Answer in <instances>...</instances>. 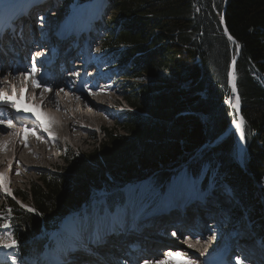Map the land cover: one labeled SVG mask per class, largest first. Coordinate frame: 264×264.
I'll return each mask as SVG.
<instances>
[{
    "label": "trees",
    "instance_id": "trees-1",
    "mask_svg": "<svg viewBox=\"0 0 264 264\" xmlns=\"http://www.w3.org/2000/svg\"><path fill=\"white\" fill-rule=\"evenodd\" d=\"M70 1L76 5L84 0ZM108 2L115 23L101 51L111 54L108 60L115 65H125L122 78L128 82L122 85V98L150 117L128 113L115 128L101 127L106 140L99 150L66 155L65 172L43 173L41 184H32L26 193L16 191L22 201L32 200L33 212L6 197L0 229L10 231L17 245L2 251L20 262L35 260L48 233L66 216L88 207L99 191L108 192L106 205L112 209L123 203L121 189L127 184L152 176L158 186L167 185L172 170L193 162L190 157L202 150L203 161L191 167V174L197 177L205 164L217 166L231 200L250 222L252 238L264 245V88L255 80L257 76L264 83V0ZM222 15L241 47L235 76L245 120L243 169L235 160V134L204 147L235 120L226 81L236 46L224 34ZM168 81L178 85L168 87ZM5 223L10 227L3 228Z\"/></svg>",
    "mask_w": 264,
    "mask_h": 264
},
{
    "label": "rangeland",
    "instance_id": "rangeland-1",
    "mask_svg": "<svg viewBox=\"0 0 264 264\" xmlns=\"http://www.w3.org/2000/svg\"><path fill=\"white\" fill-rule=\"evenodd\" d=\"M16 1L18 2V0ZM19 1L20 3H18V6H21L23 4V1ZM50 4H53V6L57 5L58 8L55 9L56 13H50L51 16L48 18L47 24L55 23L57 25L58 23L56 22L64 18V13H66L71 7H74L70 0H46V3L44 4L45 6L40 11L45 10L48 6L50 7ZM90 6H94L93 8L99 12L105 11V15L101 20H99L97 30L94 32V37L93 39L91 38L93 44L92 51L84 56V59L87 61L90 59V57L92 59V64L90 65L92 66L90 67L91 73H88L90 77L86 82L83 81L80 85L87 97H85L84 95H74L76 101L75 103H77L79 107L75 108L73 107V105H71V107L70 104H68L69 102L71 103L70 100L69 102L66 101L65 97L68 94L67 91L62 88H60V92L58 91V89L50 91V94L53 93V97L62 94L61 96H59L60 98L57 100V104L56 101L53 100L55 102L53 106L47 105L48 103H42L41 101L39 102V97L35 98L34 95L31 96L29 93L27 94L25 99L26 103L29 100V104L27 105L34 104L35 106H38V108L43 109L42 111L40 110L42 114L43 111L45 113L48 112V115L51 113L53 116L50 115V118L48 119L49 121L50 119L52 120L53 117L55 118L50 121V132L52 133L51 136L47 135V133L49 134V132H46L43 135L42 133L40 135H31L30 133H28L26 138V141L28 139L27 146H25L23 140H20L18 143H16V139H13V142L11 143H14V151L10 149L8 155L0 159V169H4L5 165H7V163L9 162L11 163V169L13 168L12 170L10 169L12 180L9 182L11 186L10 190H12V195L14 191L21 193L28 192L32 184H41V182H39V177L43 173L60 174L65 172L66 167H68V163L64 160V157L66 155H70L74 152V154L83 156L97 149L99 150L100 144L106 140V137L101 133L100 128H115L116 124L118 122H121V118L116 116V111L114 109L115 106L117 107L128 105L125 99L122 98L123 94L120 93L122 91V89L120 90V87L124 83L128 82L126 81L127 79L122 78L124 66L117 65L116 68H122V72H118L117 70L115 71L114 66L107 62V60L102 57V54L100 53L102 40L104 39L105 34L110 28V24H114L115 21H113L112 19L113 15L111 8L108 5V0H92ZM46 14H48V12H46ZM36 15L39 16V14ZM75 53V56L77 58H81V56L78 55V51H76ZM96 71H98V73H96ZM177 83L178 82L168 81L166 85L168 87H172L177 86ZM39 93L40 97L47 95V97H49L48 92L40 90ZM57 93H59V95H57ZM49 98L51 99V97ZM89 98L95 103L93 101H89ZM62 99L63 102H61ZM40 103L42 104V106ZM102 106H105L106 108H103ZM76 112H79L81 114L79 118H76L78 116V113ZM83 114H86L88 118L83 119ZM57 118L60 119L57 120ZM55 119L57 120V124H55ZM36 125L38 126V123ZM68 125L70 126L68 127ZM52 127H54V131L51 130ZM81 127H87L89 129H92L93 131L89 132L87 130H83ZM52 136H54L55 138L51 139ZM37 137H39V139H37ZM209 145L207 146L212 147ZM0 152V154L3 156V150H0ZM202 152H204V150H202L199 154L190 157L191 161H193L194 159L193 162L188 161L187 163H182L179 167H175L174 171L170 173L171 175H169L167 185H164L162 187L158 186L156 184V179H153L152 177L150 178V180L137 183V185H128L127 188L125 187L123 190H126V193L129 195V199L131 200V197H133L134 203H132V206L128 204L130 203V200H127V204H125V206L120 210L116 209L115 212H110L109 209H106V206H104V208H101V205L106 204V199L102 197L104 193H106V190H102L99 194L93 196L90 205H88L89 207H86V210L90 208L89 210L92 215L99 214V219L95 218L91 225L88 226L89 221L92 220V215H86L83 213L82 215L75 216L71 220L69 219L66 223L70 224V222H75L78 229L84 227H88L89 229L90 226H93L94 229L95 223L101 225L99 221H107L108 223H110L111 228L114 230L113 233H116V235L114 236V238H116V241L115 239H113L110 243H108L109 240L108 242H106L105 240L103 241L102 238H100L99 242H103L97 244V246L102 247L101 245L103 244L126 246L129 243L145 241V237L149 236H154L152 239L153 242H163L158 237H156V235H152L151 233H148L147 235L146 231L145 233L143 231L147 230L148 232L152 233H160L161 230L166 226L170 227V229L172 230H175L173 227L175 221H179L180 219L191 220V217H196L199 214H201L200 218L205 219L208 215L207 211H212L216 219H223L225 221L224 226L227 230H229V232L231 231V229H234L231 231L232 234H236V237L237 234H239L240 238L246 241L245 246L247 248L249 247L257 255L256 259L261 260V262L259 261V263L261 264L262 261L264 262V245L260 247L258 242H260L261 239L252 238L253 236L251 232H249L250 222L245 218V214H241L242 210L239 209L238 204L231 200L232 198L229 189L222 183L221 178L223 177L218 174L217 166L214 168L212 163L210 165L205 164L201 166L199 169V173L197 174V179L193 177L194 175L191 174V167L193 165H197L195 163H202ZM243 155L244 154H242V156ZM238 160L243 162V157L239 158ZM4 172L6 173L5 169ZM17 172H19L20 175H16ZM189 175L192 176L189 177ZM261 187L262 186H260V188ZM182 196L183 198H181ZM6 197L10 198V196H8L4 191H0V205L2 202L6 204ZM139 199H141L142 203L138 202ZM260 200L262 201V198H260ZM17 202L22 208H25L27 210L28 208L34 209V205L30 198L28 201H22L21 198H18ZM135 205L137 214H130L129 216H127L128 214L125 213V209L127 208V206L129 207L128 209H131ZM169 210H173L174 213L171 216H166V212ZM146 211H150L152 213L151 215L148 212L149 215L144 216L151 220V223L153 225L148 224V227H153L152 229L148 227L141 228V222L139 224V220L136 217L138 214L140 216L142 212L145 213ZM183 213L188 214L182 215ZM96 215H94V217H96ZM126 216L129 217V220H125L127 219ZM133 218L135 219V221L132 222ZM121 221L122 223H120ZM131 224H133L132 226L135 227H132L134 228L133 230L128 229L127 231H123L126 228H130L129 225ZM70 228H74L73 223H71ZM104 229H106V226L104 227ZM92 231H90V233H86L85 231H83L81 236L90 239L91 235L94 234L92 233ZM63 232L64 230L62 231V229L60 228L57 229V231L51 233L48 240L51 237H54L56 244L58 245L54 246L56 247L55 249H50L48 251V255L47 252H45L41 257L42 263L41 258H39L38 264H44L48 257L53 258L55 255H57L60 251L59 249L61 248V245L64 246L65 242L71 243L72 239L70 238V234L67 233L66 235ZM167 233V235H172L169 231ZM0 234H4L3 230L1 229ZM126 234L130 236L129 240H125L123 238V236H125ZM221 235L223 234L221 233ZM230 238L233 239V235L230 236ZM163 240L166 239L163 238ZM256 242L258 243V245ZM229 243V240H223L219 242V246L224 250L228 249L229 254H231V251L228 247ZM230 246L233 249L232 244H230ZM209 248H213V246H206V253L208 252L207 250ZM1 249L3 250V248H0V264H12L13 256L7 254V250L1 252ZM64 249L66 250L65 246L62 249V253ZM233 251V253L235 254V250ZM90 260L95 261L96 258L88 256V258H86L84 261H87L88 263L90 262ZM98 262L99 260H96L94 263ZM16 264L28 263H18V261H16ZM165 264H167V262H165Z\"/></svg>",
    "mask_w": 264,
    "mask_h": 264
},
{
    "label": "bare ground",
    "instance_id": "bare-ground-1",
    "mask_svg": "<svg viewBox=\"0 0 264 264\" xmlns=\"http://www.w3.org/2000/svg\"><path fill=\"white\" fill-rule=\"evenodd\" d=\"M10 1L11 0H0V23L1 22H3V21H6V20H9V16H10V12H8V11H6L5 9H2V7H3V5H5V4H7L8 2L10 3ZM21 1H23V4H26V2L28 1V0H21ZM18 3H20V1L18 0V2L16 1V5H18ZM11 6H13V5H11ZM18 7V6H17ZM94 7V6H93ZM92 7V8H93ZM58 8V7H57ZM56 8V9H57ZM93 11H92V13L93 12H98L97 10H95L94 8L92 9ZM56 10L54 9V11L52 10L50 13L52 14V13H54ZM84 12H85V9L84 8H81V10H79L78 12H77V17H79L80 15H82V14H84ZM56 13V12H55ZM94 16V15H93ZM96 16V18H97V16L98 15H95ZM52 18V17H51ZM76 19L77 18H72L71 20H67L66 22H65V26L67 27H73L74 25V30L76 31V30H79L81 27H84V25L82 24V22H79V23H77V24H74V23H76ZM92 25V23H90L89 24V26H91ZM47 27H49V25H47ZM93 28H94V24H93ZM80 47V46H79ZM80 49V48H79ZM37 52H39V50H37V51H34V52H32V53H30V55L33 57V55H35V54H37ZM77 69V68H76ZM74 73L75 72H77L78 73V69L77 70H74L73 71ZM88 73H89V71L88 72H86L85 74H83V75H81L80 77H81V79L83 80L85 77L86 78H89L90 76L88 75ZM81 81L80 80H78V83H76V85L78 86V87H76V88H79V89H81V91L83 90L82 89V87L80 86L81 85ZM5 89V88H4ZM16 89H17V93H20L21 94V96H22V100H20V98H19V96H17V97H15L14 96V98L16 99V101H17V104H18V107L20 108V111L19 112H17L15 109H14V112L15 113H17V114H20V113H25V111H24V109L25 108H29L30 109V111H28V112H26V113H29V114H31L34 118L36 117V115H40L41 116V118H43V119H49L50 118V115H52L51 113H50V115H48V114H45L44 115V111H43V114H41L42 112H40L39 110H43V109H40V108H38L37 106H35L34 104L33 105H27V104H29L28 103V101H27V103L25 102V99H26V95L28 94V92L26 93V92H24V93H21L20 92V86H16ZM31 92H29V94L32 96V95H34V96H37L38 95V93H39V88H38V90H37V88H32L31 90H30ZM38 92V93H37ZM45 92H48L49 93V97H50V92L49 91H45ZM83 92V91H82ZM26 94V95H25ZM62 95V94H61ZM61 95H59V96H61ZM81 95H84V96H86L87 97V95L86 94H81ZM48 96V95H47ZM47 96H42V97H40V99L43 101V103H46V102H48V98L49 97H47ZM47 97V98H46ZM64 97V96H63ZM38 98V97H37ZM31 99V98H30ZM64 99V98H63ZM63 99H62V101L61 102H63ZM73 98H70V101H71V103H70V106L71 105H73V107H75L74 105H75V100L73 99ZM82 100V99H81ZM84 100V99H83ZM53 101V100H52ZM52 101H49L48 102V105H50V106H53L54 104H55V102L54 101H56V100H54L53 102ZM66 101H68V99H66ZM89 101H93V100H91L90 98H89ZM38 102V101H37ZM39 102H40V100H39ZM78 102V101H77ZM94 102V101H93ZM65 103V102H64ZM95 103V102H94ZM41 104V103H40ZM41 106H42V104H41ZM72 107V106H71ZM77 107H78V105H77ZM85 107V106H84ZM102 107H104V106H102ZM240 107H241V101H240ZM42 108V107H41ZM67 108V107H66ZM66 108H64V109H66ZM79 108V107H78ZM83 108V107H82ZM73 109V108H72ZM85 109V108H84ZM87 109V108H86ZM125 109H127V108H125ZM69 110V109H68ZM2 111L4 112L5 110H3L2 109ZM75 111V110H74ZM79 111H82V110H79ZM133 111H135L134 109H133ZM48 113V112H47ZM74 113V112H73ZM76 113H78V116L76 117V118H79L80 117V113L79 112H76ZM83 113V112H82ZM85 113V112H84ZM75 115V114H74ZM53 116V115H52ZM52 116H51V118H52ZM55 116V115H54ZM75 117V116H74ZM82 117H83V119H86V118H88V116L86 115V114H83L82 115ZM55 117H53V119H54ZM15 120H18V123H16V121H15V123L13 124V126H19V125H17V124H19L21 121H22V119H23V117L22 116H19V117H16V118H14ZM52 119V120H53ZM58 119H60V118H57V120ZM26 120V119H25ZM51 119H50V121H52ZM56 120V119H55ZM56 120V121H57ZM63 120V119H62ZM67 120V119H66ZM54 122V121H53ZM59 123H60V121H59ZM62 123V122H61ZM70 125H68V127H69ZM64 128V127H63ZM71 128V127H70ZM65 129V128H64ZM63 129V130H64ZM66 130V129H65ZM69 130V129H68ZM73 130V129H72ZM18 135L19 134V131H14L13 133H11V132H4V131H0V150H3V156L0 154V159L3 157L4 158V156L6 157L7 155H8V153H9V150L10 149H12L13 151H14V149H15V147H14V143H11V142H13V139L15 140L16 138H17V136L15 135ZM67 133H68V131H67ZM70 133V132H69ZM13 134V135H12ZM60 134H62V133H60ZM228 134H230L229 132H228ZM65 135V134H64ZM6 144V150H5V148L3 147L4 145ZM239 149H238V152H236L237 153V155H236V158H241V157H243L242 156V154H244L245 153V150H246V148L244 147V145H245V138L242 140V141H240L239 142ZM11 150V151H12ZM16 151V150H15ZM241 152H242V154H241ZM1 153V152H0ZM240 154V155H239ZM237 159V160H238ZM242 161H240V163H241ZM243 163V162H242ZM9 164L11 165V163L9 162V163H7V165H5V167H4V169L6 170V173L4 172V169H0V172H2V173H5L6 174V177H7V180H6V182H7V184H8V187H9V189H10V184H9V182L12 180V175H11V173H10V169H11V167H9ZM13 169V168H12ZM11 169V170H12ZM0 191L1 192H3V188H0ZM11 193H12V190H11ZM179 196V195H178ZM132 199L130 200V203H128V204H130L131 206H132V203H134V201H133V197H131ZM181 198H183V196L181 197ZM180 198V199H181ZM138 202H140V203H142L141 202V199H139L138 200ZM174 203V202H173ZM134 205V204H133ZM129 208V207H128ZM173 211V210H172ZM127 212H128V215L127 216H129L130 214H132V215H136L137 214V212H136V205L133 207V208H131V209H127ZM185 214V213H184ZM183 214V215H184ZM141 215V214H140ZM147 215H149L148 214V211H146L145 213H143L142 215H141V217L143 216H147ZM137 216H139V214L137 215ZM136 216V217H137ZM151 216V215H150ZM149 217V216H148ZM129 218V217H128ZM138 218V217H137ZM148 222H151V220L149 219V218H147L146 219ZM98 221V220H97ZM133 221H135V219H133L132 220V222ZM141 222V221H140ZM71 223H73L74 224V228H71L72 229V234H73V236H75L76 238H79L78 240L79 241H82L83 243H84V241L83 240H85V239H87V241H88V239L89 238H85V237H82L81 235H82V232L83 231H85L86 233H90V230L92 231L93 230V226H90L89 227V229H88V227L87 228H83V229H81V230H79L78 228H77V224L75 223V222H70V226H71ZM140 224V223H139ZM96 226H99V224L98 223H95V227ZM132 227H134V226H130V228H128L129 230H133L134 228H132ZM127 229V230H128ZM174 229H177V228H174ZM78 231V232H77ZM141 231V230H140ZM175 231V230H174ZM144 233H145V231H143ZM77 235H75V234ZM147 233V235H148V233H150V232H146ZM213 233L215 234L216 233V235H218L217 237H211L212 235H211V233H210V235H207L206 234V236L204 237L206 240L205 241H201V242H199L200 244H203L205 247L207 246V247H212V246H214V245H216V243L219 241L218 239H219V236H220V233H218L217 231H215V230H213ZM218 233V234H217ZM209 234V233H208ZM79 235V236H78ZM154 236H149V237H146V238H153ZM70 238H71V236H70ZM53 242H54V240H52L51 241V244H53ZM146 242H148V240H146L145 242H143L144 244H145V246H146ZM155 242V241H154ZM157 243V242H156ZM171 243H173L172 241H171ZM170 249H173V248H166V250L168 251V250H170ZM179 249H181V248H179ZM205 253H206V250H205ZM120 254V253H119ZM61 257V253H60V256H59V258ZM63 257V256H62ZM61 257V258H62ZM46 258V257H45ZM86 259V256H84L83 258H80L78 261L79 262H81V261H84ZM199 259H201V257H199ZM44 260V259H43ZM47 261H48V259L44 262V264H46L47 263ZM92 263H94V262H92Z\"/></svg>",
    "mask_w": 264,
    "mask_h": 264
},
{
    "label": "snow or ice",
    "instance_id": "snow-or-ice-1",
    "mask_svg": "<svg viewBox=\"0 0 264 264\" xmlns=\"http://www.w3.org/2000/svg\"><path fill=\"white\" fill-rule=\"evenodd\" d=\"M42 19V18H41ZM227 31V30H225ZM229 40H232L233 38L229 35L228 36ZM37 55H41V53H37ZM233 66L235 65V60H233ZM38 72V69L36 67V56L32 57V64L31 67L29 69H25L23 72H20L19 75L17 77H14V79H19L21 81L22 87L20 88V92L24 93L26 92L27 88H26V84L27 82L30 80L32 83V86L35 88L40 87V83L36 80V74ZM78 75V73H77ZM230 79H231V83H232V92L236 93L237 92V88H236V76H235V71L233 70L231 73H229ZM0 84L5 85L6 87L11 88L12 90V95H10L8 93V91L4 90L3 88H0V105H4V106H10L12 109H15L17 112L20 111V108L18 107L17 101L14 98V95L17 91L16 86L9 83V81L7 80V78H5V80L0 81ZM44 91H51V89L49 88H45ZM57 95H59V93H57ZM228 103L232 104V107L234 109L237 110V112H239L240 109V97L239 95H236L235 97V102L233 103L231 100L228 101ZM25 112L30 111L29 108H25L24 109ZM4 113L2 110H0V125H5L8 128L13 127L12 124V120L8 119L7 121H5V119L3 118ZM36 119L39 121L40 126L43 128V130L45 132H49V135L51 136L52 133L50 132V128H49V123L45 121V119L41 118L40 115H36ZM235 123L236 128L239 130L240 132V139L243 140L245 138V134H244V127L243 125L245 124V120L243 118V116L239 117V120H234L233 121ZM19 133H30L31 135H36L34 130H31L29 128H21L19 130ZM54 138V137H53ZM37 139H39V137H37ZM24 144L25 146H27V141L26 139L24 140ZM6 150V144L3 146ZM9 167H11V165L9 164ZM16 175H20L19 172L16 173ZM7 177L5 173L0 172V188H3V191L11 196V190L8 187V184L6 182ZM28 211H34V209L28 208ZM9 217L11 214V209L7 210ZM3 228H9L10 225L8 223H5L2 225ZM173 235L175 236L176 233H173ZM17 245V241L15 240L13 234L9 231L7 233L4 234H0V248L3 249H12L14 247H16ZM189 247H191V245H189ZM75 250V249H74ZM86 251L88 252L89 255H94L95 253H93L90 249H86ZM203 254V253H202ZM182 253L176 252V253H172L169 252L167 253V256L169 257H173V256H182ZM12 264H16L15 261V257L12 258ZM144 264H149V262L147 260H145ZM156 264H165V261H157ZM183 264H196L195 261L193 260H184ZM236 264H243V262L237 258Z\"/></svg>",
    "mask_w": 264,
    "mask_h": 264
},
{
    "label": "water",
    "instance_id": "water-1",
    "mask_svg": "<svg viewBox=\"0 0 264 264\" xmlns=\"http://www.w3.org/2000/svg\"><path fill=\"white\" fill-rule=\"evenodd\" d=\"M220 22H221V26H222V28H223V31H224V34H225V36L227 37V39H228V36L230 35V33H229V31H228V29H226L227 27H226V23H225V19H224V15H222V17H221V19H220ZM225 30H227V31H225ZM231 36V35H230ZM232 37V36H231ZM233 38V37H232ZM229 40V39H228ZM236 40L233 38L232 40H229V42H231L232 44H234V45H236V54H234L235 56L233 57V59L231 60V62H230V64H229V67H227L228 68V72H227V81L226 82H228V87H229V89H230V91H231V95H232V102L234 103L235 102V97H236V95H239V93H238V89H237V92L236 93H233L232 92V83H231V79H230V76H229V73H231L233 70L235 71V68H236V62H237V57H238V55H239V52H240V50H241V47L238 45V43L237 42H235ZM233 60H235V65L233 66ZM236 88H237V84H236ZM232 109H233V111H234V113H235V118H236V120L238 121L239 120V117L240 116H242V112H241V107H240V109H239V112H237V110L236 109H234L233 107H231ZM228 132L229 133H235L236 134V137H237V139H239L240 141H242L241 139H240V132H239V130L236 128V126H235V123H233L226 131H225V133H223L222 135H221V137H219L220 139L222 138H226L227 136H228ZM218 139V138H217ZM238 149L239 148H237V152H238Z\"/></svg>",
    "mask_w": 264,
    "mask_h": 264
}]
</instances>
